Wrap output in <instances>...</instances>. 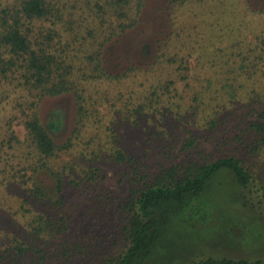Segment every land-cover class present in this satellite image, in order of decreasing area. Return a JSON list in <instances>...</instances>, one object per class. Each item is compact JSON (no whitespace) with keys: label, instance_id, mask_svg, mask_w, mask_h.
Listing matches in <instances>:
<instances>
[{"label":"trees","instance_id":"1","mask_svg":"<svg viewBox=\"0 0 264 264\" xmlns=\"http://www.w3.org/2000/svg\"><path fill=\"white\" fill-rule=\"evenodd\" d=\"M152 1L104 0L103 5L101 0H84L86 8L80 9L74 5L71 6L72 11H69L66 4L57 6L49 0H19L17 14L12 16V19L9 8L3 10L0 17L2 25L0 84L14 85L18 89L24 88L40 93L41 97L46 99L62 98V100L59 101L61 105L57 103L51 108L46 117L48 119H41L38 112L33 111L31 118L25 123L29 135V146L36 153V162L18 171L17 175L19 174L21 178H29L28 170L31 172L29 181L33 182V187L25 203L32 202L35 208L40 207L45 211L35 213L34 208H27L26 204H22L23 217L29 229L26 234H15L11 241L15 245L9 250L8 257L0 255V264H57L50 261L59 259V256L67 258L72 253L83 250V246L80 245L76 249H70L68 237L63 239L62 235L65 232H71L69 226H73L72 217L63 212L66 205L64 193L70 188L68 185L80 188L85 181L92 184L98 181L101 169L96 162H102L103 158L110 162L125 163L129 161V156L120 146V137L114 131L112 143L110 141L102 143V149L93 150L91 158L83 155L87 163L91 164L90 166L76 159L73 166L64 168V171L71 172L69 176H65L56 169V164L52 161L61 152L73 153L71 150H77L78 142L82 140L81 135L87 126L86 122L93 117L99 118L98 111L94 110L99 102L95 100L92 93H88L85 87L86 82L100 80L109 75L103 67L104 51L108 48L109 42L120 38L140 24L151 26L157 23L156 19L149 17V10L153 8ZM243 1L245 8L239 11L240 16H246V13L250 11L264 13V0ZM211 3L215 4L214 6L220 5L218 10H221L223 14L216 21L219 23L212 20L213 23L209 27H213L214 24H221L220 30H229L233 27L234 39L231 37V41L225 47H220V44L218 45L209 37L213 33L207 31L203 32L207 37L202 41L181 42L178 40L176 43L175 33L172 32L175 22L170 16L171 9H168L170 13L167 12V20H172V23L166 22V28H169V31L167 32L165 28L153 30L158 32L155 37L156 42H153V45L147 43L142 49L143 54H153V56L157 49L160 55L156 65H162L164 62L167 64H164L160 71H151L153 67L149 71L156 77V80L149 82L154 98L151 100L145 98V103L141 104L138 110L144 111L146 105L147 116L152 119L154 114L158 113L159 106L165 105L167 100H172V106L176 105L178 97L181 98L177 94L178 79L182 76V81H188L189 78V66L186 65L187 54L198 52V62L204 59L203 67L208 68L216 79H207V85L204 86L203 91L194 98L196 106L198 108L205 106L209 96V98L213 97L211 101H221L223 98L230 107L228 116L223 114L224 101L222 112L221 105L208 108L210 116L207 117V121L211 117L210 124L213 128L220 127L221 123L222 126L227 124V120L232 118L230 113L235 114L245 109H248L250 115L255 113V105L260 104L261 109L257 111L258 119L247 124L246 128V134L251 142L248 137L245 142L253 157L262 160L260 169L255 172L240 153L176 163L153 174L149 171L139 172V167L133 164L135 184L131 187V195L119 207V212L125 216L123 237L126 244L116 255H104V263L100 264H264V259L261 257H230L224 254L213 257L204 256L203 253L198 256H189L190 248L183 246V243L179 241L183 237L187 240L192 239L191 232L197 231L199 226L204 227L208 224L209 218L215 211V205L211 204L212 200H217V203L220 201V207L212 218L216 215L218 217L216 224H220V229L223 228L225 232L227 230L225 234L220 230L222 232H220V242L226 240L230 242L224 246V249H236L240 244H243V249L250 248L245 247L246 242L264 243V177L262 176L264 171V85L261 86L263 83L258 80L264 67V25L260 24L256 27L255 41L247 42L240 33L244 27L243 24L235 25L230 21L228 23L222 21L225 16L234 14V7L228 4V0H220L218 3L212 0ZM96 8L99 9L98 15L95 13ZM207 20L211 21L209 18ZM46 21H50L54 27L58 28L60 25L74 26L75 31L87 23L88 35L93 39H99L101 35L102 40L104 33L102 28L107 27V32L104 33L102 42L98 40L97 48L90 44L92 49L87 55L89 57L85 56L86 62L78 57L80 60H78L80 64L78 67L74 62L75 57L66 49L69 47L61 48L59 43L60 49H55L53 44L58 38V30L55 28L45 30V27H40L38 32H34L36 23ZM78 37V33L68 37L70 49H74L72 42H75ZM180 54H184L185 57ZM7 55L10 56L8 60L5 59ZM173 69H176L180 76L165 82L166 78L171 77ZM80 73L82 80L79 79ZM113 79L117 78L113 77ZM259 85L261 90L257 89ZM68 97L74 98L73 109L77 116L75 127L71 132L74 138L69 139L66 146H60L57 135L63 133L68 125L67 106L64 105V98ZM105 97L108 101L109 97ZM135 100H140V97L135 96L133 92L124 101L126 114L131 111V103ZM213 103L211 102V105ZM36 106V103H32L31 108ZM152 109L153 116L149 114ZM161 114L166 116L164 113ZM179 114L181 119L179 117L176 119L181 123L185 118L183 108ZM165 123L163 124L166 125ZM192 133V131L188 133L190 140L184 145V150L195 149L196 141L192 139L193 136L190 138ZM242 138L243 136L239 137L243 141ZM109 144H111L110 147L107 146ZM107 150L110 152L107 157H104ZM130 161H133L132 157ZM77 167L79 171L85 172L86 177L73 176L78 171ZM45 180L49 181V186L45 185ZM27 183L25 181V184ZM238 209L250 212L251 216L244 217L243 214L238 213ZM234 233L241 238L235 239Z\"/></svg>","mask_w":264,"mask_h":264},{"label":"rangeland","instance_id":"2","mask_svg":"<svg viewBox=\"0 0 264 264\" xmlns=\"http://www.w3.org/2000/svg\"><path fill=\"white\" fill-rule=\"evenodd\" d=\"M49 1L56 3L57 6L66 4L69 11H72L71 6L74 5L76 8H86L84 0ZM211 2L212 0H153V8L149 10V17L152 16L153 19H156L158 24L154 23L151 26L140 24L107 44L108 48L105 49L103 56V67L109 75L100 80L86 82L85 85L88 93H92L95 100L99 102L94 108L98 111L97 116L99 118L93 117L86 122L87 126L83 130L82 140L78 142L77 150H71L73 153L61 152L52 162L56 164V169L65 176H69L71 172L69 170L64 171V168L73 166L76 159L80 162L84 161L87 166H90L91 164L87 163L83 155L91 158V152L93 150L100 151L102 143L109 141L112 143L114 131L119 135L120 146L128 154L129 161L125 163L110 162L103 158L102 162H96L101 169L98 181L93 184L85 181L80 188L68 185L70 188L64 193L66 205L63 212L72 217L73 226H69L71 232H65L62 236L63 239L68 237L67 242H70V249H76L80 245L83 246V250L78 253L74 252L67 258L59 256V259L50 261V263L100 264L104 263V255H116L123 249L126 244L123 237L125 216L119 212V207L131 195V187L135 184L133 182L136 178L133 164L139 167V172L149 171L153 174L176 163L190 162L194 159H210L228 153H240L241 157L247 160L255 172L260 169L262 160L254 158L245 144L246 137L251 142L248 134H246L247 124L258 119L257 111L261 109L260 104L255 105V113L250 115L248 109L239 110L235 114L230 113L232 118L227 120V124L222 126L221 123L220 127L213 128L210 124L211 117L207 121V117L210 116L208 108L217 105L220 107L221 105L220 111L222 112L224 101L225 111L223 114L228 116L230 107L223 98L221 101H211L213 97L209 98V96L205 106L200 108L196 106L194 98L203 91L204 86L207 85V79H216L208 68L203 67L205 65L204 59L198 62V52L187 54L188 62L186 65L189 66V78L188 81H182V76L178 79L177 94L181 96V98L178 97L179 104L176 102L177 104L172 106V100H167L165 105L159 106L158 113H155L154 116L152 115L154 110L149 111V114L153 116L152 119L147 116L148 107L146 105L144 111L138 110V107L145 103V98L150 100L154 98L149 88V82L156 80V77L149 71L152 67L151 71H160L164 64H167L164 62L162 65H156L160 55V51L157 52V49L154 51V56L153 54L145 55L142 52L143 46L147 43L153 45V42H156L155 37L158 32L154 31L160 28L169 31V28H166V22L169 21V19L167 20V12L170 13L171 11L170 16L175 22V26L172 25V32L175 33L176 43L178 40L181 42L185 40L202 41L203 38L206 39L205 37H207L204 36L203 32L208 31L213 33L209 37L215 43L220 44V47H225L231 41V37H234L233 27L229 30H220L221 24H214L213 27H209L213 23L212 20L218 21L220 15L223 14L221 10H218L220 5L214 6L215 4ZM215 2L218 3L220 0H215ZM101 3L104 5V0H101ZM17 4L19 5V0H0V17H2L3 10L9 8L12 19V16L17 14ZM228 4L234 7V14L225 16L222 21L227 23L230 21L235 25L243 24L244 27L240 33L243 34L247 42H254L256 39L254 35L257 33L255 32L256 27L260 24L264 25V13L250 11L246 13V16H240L239 11L245 8L244 1L230 0L229 2L228 0ZM95 13L98 15V8H96ZM169 22L172 23V20ZM86 25L87 23H84L75 31L74 26L60 25L58 28L54 27L50 21H46L36 23L34 32H38L40 27H45V30L48 28L58 30V38L53 44L55 49H60L59 43L61 48L62 46L69 47L66 49L75 57V65L79 67L78 57L86 62L85 56L89 57L87 55L92 49L90 44L97 48L98 40L102 42L105 37L104 33L107 32V27L102 28L104 32L102 40L101 35L99 39H93L88 35ZM76 33L79 34V37L75 42H72L74 49H70L68 37ZM180 55L185 57L184 54ZM5 59H10V56L7 55ZM163 61H165L164 58ZM175 68L177 69V65ZM176 69L172 70L171 77L166 78L165 82L170 78L174 80L180 76ZM259 75L258 80L263 83L261 84L263 86L264 67ZM113 77L118 80H114ZM79 79L82 80L81 73ZM257 89L261 90L260 85ZM133 92H135V96L139 95L140 100L133 101L130 107L131 111L126 114L127 110L123 103ZM105 96L109 97L108 101ZM73 99L71 97L64 98L66 103L64 105L67 106L68 125L63 133L57 135L60 146H66L69 139L74 138L71 136V132L75 127L77 116L73 109ZM61 100L62 98L57 100L46 99L41 97L40 93L31 92L24 88L18 89L14 85L0 84V255L3 254L5 257H8L9 250L15 245L14 242H11L15 234H26L29 229L25 224L26 220L23 217L21 206L26 204L25 200L33 187V182L29 181L31 172L28 170L29 178H21L19 174L17 175L18 171L24 170L36 162V153L29 146V135L25 123L31 118L33 111L38 112L41 119H48L46 117H48L51 108ZM211 102L214 103L211 105ZM32 103H36L37 106L31 108ZM182 108L185 118L179 123L176 118L181 119L179 113H181ZM161 113L166 114V116ZM144 116L146 117L144 118ZM99 120L100 122H98ZM164 122L166 125L163 124ZM191 131L193 133L190 138L193 136L192 139L196 141L195 149L184 150V145L190 140L188 133ZM242 136L243 141L239 139ZM249 141L248 143H250ZM107 146L110 147L111 144ZM109 152L108 150L105 151L104 157H107ZM130 157L133 161H130ZM77 169L78 171L73 174L74 177L77 175L82 178L86 177L84 171H79L78 167ZM262 176L264 177V171ZM25 181L28 183L25 184ZM45 185L49 186V181L45 180ZM217 197H220V193L217 194ZM211 204L215 205V211L209 218L208 224L204 227L199 226L195 232L189 231L192 239L187 240L183 237L179 240L183 246L190 248L189 256H198V254L203 253L204 256L213 257L224 254L230 257H261L264 259V243L258 241L255 244L246 242L245 247H250L247 249L242 248L243 244H240V247L238 246L236 249H224V246L230 242L227 240L220 242V230L224 234L227 230L225 232L223 228L220 229V224H216V218H218L216 215L212 218L220 207V201L217 203V200H212ZM26 207L34 208L35 213L45 211L40 207L35 208L32 202L26 204ZM238 213L243 214L244 217L251 216L250 212L243 209H238ZM247 213L248 215H246ZM234 238L238 240L241 236L234 233Z\"/></svg>","mask_w":264,"mask_h":264}]
</instances>
